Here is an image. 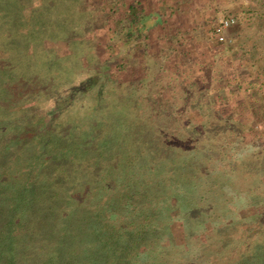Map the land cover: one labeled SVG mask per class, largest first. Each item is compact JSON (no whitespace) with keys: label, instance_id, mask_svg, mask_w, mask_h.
Masks as SVG:
<instances>
[{"label":"trees","instance_id":"obj_1","mask_svg":"<svg viewBox=\"0 0 264 264\" xmlns=\"http://www.w3.org/2000/svg\"><path fill=\"white\" fill-rule=\"evenodd\" d=\"M11 1L0 0V22L8 17L0 29H7L5 36H14L8 52L0 46V54L9 53L22 61L0 58V238L8 243L18 234L22 239L16 245L28 241L30 246L43 247L39 251L43 259L35 264H61L60 259L68 260V251L74 256L72 264H149L162 259L166 251L178 255V264H199L200 258L189 257L194 230L214 220L218 184L228 185L224 179L220 183L216 163L206 165L216 158L212 156L216 142L202 137L216 135V130L229 133L230 127L222 130L218 126L230 125L240 129L248 146L256 138L250 130L254 114L264 126V105L252 104L250 111L242 100L250 96L264 101V66L254 56L250 58L252 49L241 40L249 25L256 26L264 55V0H257L255 13L245 10L229 16L236 19V25L228 56L239 67L250 61L255 70L247 76L236 72L230 59L221 73H207L210 60L192 51L196 37L183 27L171 26L164 34L162 56L154 51L151 30L160 18L175 16V0H161L154 13L147 10V0H94V8L83 13L77 10V17L67 4L78 0H62L66 9H60L56 19L50 11L45 23L32 18L36 11L26 0L16 7L14 3V15L6 16L4 8ZM84 4L87 2L83 8ZM86 15L87 21L79 19ZM49 21L55 24H47ZM42 33L50 42L45 49L51 55L43 62L36 53ZM84 33L88 43L95 40L102 56L98 57L96 49L97 63L89 57L87 64L81 60L79 67L84 70L94 63L92 74L71 82L61 104L42 115L27 100L41 90L32 78L35 69H61L60 49L66 59H77L78 54L72 55L73 46L85 41ZM2 41L0 45L6 46ZM126 49L130 59L122 55ZM187 62L197 72L188 84L180 85L179 67ZM152 65L160 76L149 73ZM74 72L68 69L65 75L71 78L76 76ZM238 82L239 87L232 86ZM128 89L132 91H125ZM142 89L147 91L150 114L137 121L132 117L134 111L129 112L128 101L135 103L134 92ZM109 96L115 102L124 101L128 113L120 112L117 117L102 114ZM206 96L209 103L204 101ZM70 111L78 115L76 123L75 119L65 123ZM87 114L90 122L85 120ZM54 131L60 135L52 137ZM176 138L187 141L177 142ZM177 145L185 151L176 153ZM252 165L250 196L256 205L264 201V160ZM208 180L215 182L206 184ZM206 188L211 189L210 194ZM188 208L195 215L192 219ZM252 218L262 222V216ZM75 225L79 232L72 230ZM252 227L251 223L253 236L264 235L263 227ZM263 242L258 240L254 251L258 253ZM54 249L63 250L66 257H54ZM8 254L5 264H28L18 254Z\"/></svg>","mask_w":264,"mask_h":264},{"label":"rangeland","instance_id":"obj_2","mask_svg":"<svg viewBox=\"0 0 264 264\" xmlns=\"http://www.w3.org/2000/svg\"><path fill=\"white\" fill-rule=\"evenodd\" d=\"M19 1L20 0L11 1V6L4 8V10L6 11H4L3 14H5L6 16L8 15V13L14 15L15 10L12 7L15 5L14 3H16L14 7L18 6ZM84 1L87 2V4H84L85 8H83L82 6ZM93 1L94 0L91 1L78 0L77 3L72 2L67 4V7L71 8L73 11L75 10L76 13L74 14V16L77 17L78 11H82L83 13V11H85L84 9H88L90 7L94 8L93 6L94 4H96V2ZM147 1H148L147 10L148 11L152 10L153 13L158 10L161 4V0H147ZM175 1L178 6V11L175 14V16L168 18L167 17L160 18L158 23L155 26H153L151 30L150 43L155 48L154 49L155 52L159 53V55L161 54L162 56V53L160 51V48H162L161 39L163 38L164 34H168L171 26L175 28L183 27L185 31L187 30L191 31L193 35L196 37L192 43L193 46L192 51H194V53L196 54L199 53L203 60H210L209 61L210 63H207L209 64V68H210L207 69V73H214L215 75L221 73L223 69L227 67V64L228 65L230 64L228 61L229 59L231 60L230 62L232 63V65L234 66V70L238 73L247 76L248 72H253L255 70L253 69L252 66H250V61H249V65H245V66L239 67L238 63L235 64L234 63L235 58H233V56L231 57L228 56L230 55V53L228 52V46L234 40V37H232V30L236 25V19L234 17H229V16H231L232 13H237L245 10H249L250 12L255 13L258 6L257 0H175ZM61 2L63 1L62 0H26L25 3L32 4L29 5V7L36 11L32 18H34L35 20L39 18L42 20V22H44L46 18L47 19L49 18L50 11H51L50 16H54L53 18L56 19L59 17L57 15L58 13H60V9H66L64 6H62ZM25 3L24 6L26 5ZM52 12L54 14H52ZM81 17L82 18L79 17V19H82L83 21L85 20L87 21L88 19L87 15L86 17L85 16H81ZM7 18L4 17L2 19V22L4 23L5 21H7ZM227 18H233L235 20V24L227 31L226 42L222 43L219 42L215 37L214 29L216 24L220 20ZM46 23L55 24L53 21H49ZM3 31L7 32V29L5 28L0 29V39L3 38L2 42H5L6 46L5 45H0V46H4V52H8L7 50L10 49V46L12 44L11 40L12 38H14V36L13 33L12 34L7 33V36H5L6 33H3ZM82 35H83L82 39L85 41L80 42L76 47L73 46L74 49L72 51V55L77 56L78 54L77 59H74L73 61L71 59L70 60L66 59L65 53L60 49L57 53L62 67L61 69L57 71L55 70L53 72L49 71L48 69L45 70L43 69L41 71L39 70V72H37L38 68L35 69L34 71L35 74L32 76V78H35L39 82L41 90L39 91L38 96L36 97L28 98L27 96V100H28V104L32 106L33 109H38V112H41L42 115H44V113L46 112H47L46 114H49V110L52 111L57 106H59V104H61V101L68 94L66 89H69L72 86L74 80L75 82H77L79 79H85V77L90 76L92 74V71L94 69V63H91V66L88 70L87 69L84 70L83 68L79 67L80 66L79 63L81 62V60L83 61L85 60V64H87L86 61L87 58L89 57L92 58L93 60L95 59V63H97L98 61L97 55L98 57L102 56L99 48L96 45H94L95 40L94 43L92 42L90 44L87 41L88 39H86L85 37V33ZM241 37H242L241 40L246 43L248 50L252 49L250 58L254 56L258 61L260 60L261 65L264 66V55L262 54L263 39L260 38V35L257 33V27L253 25L252 26L249 25L247 27V32H245ZM43 38H44V33H42L40 47H38L36 50L37 55H39L38 58L41 62L50 60L51 58L50 52L47 51V49H45L46 47H48L50 42L47 41L48 38H44V39ZM43 41L45 42L43 43ZM92 45H94V49H92L93 48ZM96 49L99 50L97 55H96ZM122 55L126 59L131 58V52L128 49H126V51H124ZM9 56H10L9 53L0 54V58L2 57L4 59L9 58ZM12 57L16 61H22V59L20 58H15L14 56ZM12 57L10 56L11 60ZM190 58L192 57L190 56L189 59ZM195 59H198V55L196 56ZM195 59H193V64ZM68 61L69 63H66ZM187 63H183L182 66L179 67L180 70L179 79H181L179 81L180 85L188 84L192 79V77L195 76V72H197L196 66L189 65V63L188 64ZM223 63H225L226 66L223 67ZM68 69L75 70L76 72L74 73L76 74V76L74 77L70 76L71 78H69V76H66L65 74L68 71ZM30 72L33 71L31 70ZM149 73L152 76L154 75L155 78L157 76H160L157 68L154 65L151 66ZM236 80L238 79L236 78ZM239 84L240 83L238 82L233 84L232 86L239 87L238 86ZM59 87L60 90H58ZM63 88L64 89L66 88L65 93L63 91ZM125 91H128L129 93L132 90L128 89ZM128 93L125 92L124 94L126 95ZM134 93L136 94L135 95L136 99H133L135 103H131V101H128L130 106L129 112L132 113L134 111V113L137 116L134 115L133 113L132 117H134L137 121H139V119L144 120L150 114L149 108H147V104H148L147 91L145 89H142ZM115 96L116 95H114V97ZM206 98L207 99L204 101L206 103H209L211 99L207 96ZM108 99L109 101L107 102L108 104L107 110H104L102 114L106 115V113L107 114L111 113L112 115L117 117L116 115L120 114V112L125 114L128 113V108H126L125 106L126 104L124 101L122 103L115 102L110 98V96L108 97ZM242 100L245 107H247L246 109L250 111L252 108L251 107L252 104L253 106L255 105L256 107L257 106L261 107L262 105H264V101L258 100L250 96L245 97ZM242 100H240L239 102H242ZM90 105L94 106L95 102L91 100ZM72 112L73 111H70L66 114L65 117H67V119L65 120V123H69V122L73 123L74 121L71 119H75L74 123L77 122L76 120L78 118V115L75 116ZM128 117L130 118L131 115H128ZM85 120L86 122H90L89 116L85 117ZM119 120L121 121V119ZM127 121L128 119H126V123ZM250 124H251L250 130H252V132L256 135V138L255 141L251 145L249 144L248 146H246L244 141H242L241 139L240 129L238 128L231 129L230 125L229 126L223 125L220 127L218 126V128H222V130H225L226 127L227 128L230 127L229 133H226L225 131L222 130L221 131L223 133H220L219 130H216V135H210L208 133L202 137V140L204 141L212 140L213 142H216L215 143L216 148L215 147L213 148V151L216 153L212 154V156L215 155L216 158H214L213 161L206 163V165L207 167H211V165H214L216 163L217 164L216 168L218 170V175H219L218 179H220V183L223 182L222 180L224 179V183L228 182V185L218 184L217 189L220 194L218 197H216L217 198L216 202H214L213 205L216 210V212L213 213V216L215 217L214 220L212 222L206 223L205 225H201L195 228L194 230L195 235L192 238V243L189 248L191 251L189 257H192V255H194L197 256L195 260L200 258V260L198 261L199 264H264V258H263L264 235L263 236L261 235L262 237L253 236L252 230L250 229L251 223L254 226L252 228L255 227L259 228L260 226L264 228V201L263 203L255 205V201L250 196V184L252 185L253 183V179L250 180V174H253V169H254L252 163L253 161L259 163V161L264 160V153L260 154V152L264 151V126H261L262 125L261 120L257 118L255 114L253 116V120L250 121ZM213 128L214 127H211L210 129ZM248 129L249 128H247V130ZM30 130L31 129L29 128L26 131L30 132ZM52 135L59 136L60 133L54 131L53 133H51V136ZM176 141L177 142L184 141V139L176 138ZM177 142H175V144H177ZM176 148H179V146L177 145ZM179 150L176 153H181L182 151H185L184 149L181 148H179ZM201 151H205V146H201ZM204 159L206 158L203 157L202 161ZM261 178H263L264 180V174L262 175ZM206 180H204V182ZM212 182L208 180L206 184H212ZM221 186H224L222 188L223 191H221ZM209 191H211V189L206 188V192L208 194H210ZM262 192H264V187L262 189ZM188 207L193 208L191 205H189ZM187 214L190 219L195 217V215H193L192 213V210L189 208ZM205 216L206 214L202 215V218L205 219ZM254 216H257L259 219L262 216L261 218L262 222L257 223L256 221L252 220L253 219L252 217ZM259 223L260 225H258ZM72 230H75L76 232L80 231L79 226L77 225H75L74 228L72 227ZM13 238L11 239V241L7 240L8 243H6V240L0 238V264L7 263L5 259L9 257L8 254L9 252H11V255L12 252L18 254L19 257L22 259V261L27 262L28 264H35L38 258L43 259L44 255H41L39 252L43 247L30 246L29 243H27L28 241L27 242L24 241L25 239L23 240L24 241V243H22L23 245H19V244L16 245L18 240H21L22 237L16 234L13 235ZM165 240H167L166 237ZM258 240L259 242H263V245L261 250L257 253V251L254 250H256L255 245H257ZM168 252L169 251H166V253L162 252L163 254L161 255H165L162 259L157 258V261H152V263L149 264H178L175 261L176 260L175 258L178 257V255H176L175 253L174 255H172L171 253ZM62 253H64L63 250ZM62 253L60 249L59 250L54 249L53 256L56 258L63 256L62 257L63 259L66 256L62 255ZM67 253H68L67 256L69 257H67L68 260L66 261L68 262V264H72L71 262L74 256L73 254L71 255L69 251ZM86 255L88 257H92V255L89 253ZM60 262H62L61 264L64 263L63 260L61 259Z\"/></svg>","mask_w":264,"mask_h":264},{"label":"built area","instance_id":"obj_3","mask_svg":"<svg viewBox=\"0 0 264 264\" xmlns=\"http://www.w3.org/2000/svg\"><path fill=\"white\" fill-rule=\"evenodd\" d=\"M235 24L233 18L220 20L214 29V35L219 42L225 43L227 39V31Z\"/></svg>","mask_w":264,"mask_h":264}]
</instances>
